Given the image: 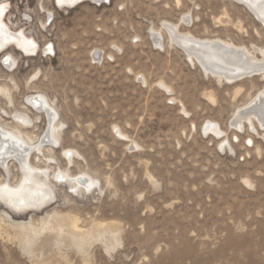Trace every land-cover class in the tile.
<instances>
[{"label":"rangeland","instance_id":"1","mask_svg":"<svg viewBox=\"0 0 264 264\" xmlns=\"http://www.w3.org/2000/svg\"><path fill=\"white\" fill-rule=\"evenodd\" d=\"M0 1L9 4L11 30L52 47L0 56V124L27 116L19 129L36 146L49 126L27 100L43 96L58 116L56 145L29 157L50 176V202L17 209L0 194V264H264V130L230 125L264 77L218 81L165 28L261 58L264 23L247 6ZM6 54L14 66L6 67ZM60 174H84L96 187L74 191ZM21 178L15 160L0 166V190H17Z\"/></svg>","mask_w":264,"mask_h":264},{"label":"bare ground","instance_id":"2","mask_svg":"<svg viewBox=\"0 0 264 264\" xmlns=\"http://www.w3.org/2000/svg\"><path fill=\"white\" fill-rule=\"evenodd\" d=\"M84 0H55L59 8H74ZM247 6L264 23V0H235ZM0 56L8 49L19 52L23 57H35L39 53L52 51V47H40L39 44L28 37L23 31L11 30L6 22L9 4L0 1ZM4 2V3H3ZM50 15V12H47ZM187 17L183 20L186 21ZM46 19L44 20L45 25ZM165 28L170 34V41L180 46L188 55L191 62L199 65L209 76L227 84H233L243 79L260 76L264 77V51H261V58H256L245 47H237L221 39H198L188 33L179 34L176 26L165 24ZM3 55L6 67L15 65L16 59L11 54ZM98 57L97 55L94 56ZM94 58V59H95ZM0 88V93L4 92ZM37 111L42 112L48 121V130L40 143L33 146L30 138H23L20 125L28 126L27 116H15V126L9 128L0 124V166H5L9 160H15L21 168L22 178L17 190H0L1 197L17 209H30L40 207L42 204L52 199L45 181H50V176L46 172H39L29 160L32 152H39L44 145H56L58 138L57 114L47 103L43 96H35L27 100ZM21 119V122H18ZM244 124L256 132V125L264 130V87L258 91L254 99L245 104L233 114L232 126L242 130ZM207 130H212L215 135H220L221 131L216 125H206ZM249 143H252L249 140ZM252 146V145H251ZM250 146V147H251ZM64 152V156L71 161L73 155ZM52 164V162L50 163ZM49 165V164H48ZM61 183L68 181L72 184L74 191H92L96 187V182L88 176L62 175L57 177ZM50 202V201H48ZM47 202V203H48Z\"/></svg>","mask_w":264,"mask_h":264}]
</instances>
